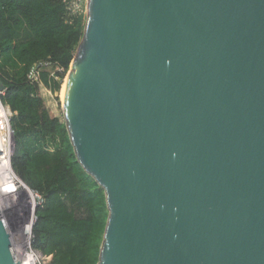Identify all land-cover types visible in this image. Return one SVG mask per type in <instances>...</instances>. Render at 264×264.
<instances>
[{"label":"water","instance_id":"water-1","mask_svg":"<svg viewBox=\"0 0 264 264\" xmlns=\"http://www.w3.org/2000/svg\"><path fill=\"white\" fill-rule=\"evenodd\" d=\"M71 68L99 264H264V0H88ZM5 222L0 264H20Z\"/></svg>","mask_w":264,"mask_h":264},{"label":"trees","instance_id":"trees-1","mask_svg":"<svg viewBox=\"0 0 264 264\" xmlns=\"http://www.w3.org/2000/svg\"><path fill=\"white\" fill-rule=\"evenodd\" d=\"M87 15L68 16L66 0H0L2 101L13 112L12 166L43 198L33 225V246L49 264H99L109 216L105 190L79 162L66 123L54 116L41 85L61 90L80 45ZM39 62L40 81L29 72ZM63 68L59 79L51 76Z\"/></svg>","mask_w":264,"mask_h":264},{"label":"built area","instance_id":"built-area-1","mask_svg":"<svg viewBox=\"0 0 264 264\" xmlns=\"http://www.w3.org/2000/svg\"><path fill=\"white\" fill-rule=\"evenodd\" d=\"M66 2H67L68 16L70 18L74 15H80V14L87 15L88 0H66ZM52 65L54 64L51 62H39L35 64L29 72L30 80L39 82L40 73L42 69L44 67H50ZM62 71H63L62 67L55 66V70L51 72V76H53L55 79H59L60 77L58 73H61ZM4 91L5 89L0 90V162L4 163L7 158L11 164V169L14 171L12 166V156L15 150V132L11 123L13 112L10 109V107L5 105L2 101L1 97L4 94ZM18 178L20 179L19 176ZM35 193H36V197L38 198V203L34 205V210L35 209L37 210V207L43 202V198L36 191ZM36 218H37L36 213H33L31 231L28 235H20L19 237L16 238H13L11 236L13 253L16 256L17 260L20 262V264H23L24 261H28L29 258L30 260L34 261V264H49L52 258V255H44L39 250L35 249L33 246V241H34L33 225L35 223ZM23 239L27 244L22 245Z\"/></svg>","mask_w":264,"mask_h":264},{"label":"bare ground","instance_id":"bare-ground-1","mask_svg":"<svg viewBox=\"0 0 264 264\" xmlns=\"http://www.w3.org/2000/svg\"><path fill=\"white\" fill-rule=\"evenodd\" d=\"M71 71H74V69L71 68L68 71L60 91L63 102L66 83ZM0 181V212L6 220L5 223L9 233L13 238L20 235H28L31 231L33 220L36 200L35 191L18 178L16 173L11 169V164L7 158L4 163L0 162ZM18 192L20 195H17ZM25 244L27 243L23 239L22 245ZM23 264H34V261L29 258Z\"/></svg>","mask_w":264,"mask_h":264},{"label":"rangeland","instance_id":"rangeland-1","mask_svg":"<svg viewBox=\"0 0 264 264\" xmlns=\"http://www.w3.org/2000/svg\"><path fill=\"white\" fill-rule=\"evenodd\" d=\"M63 83L64 81L62 82L61 89H62ZM41 90H42L44 99L46 101V104L48 108L50 109L51 113L54 116L59 117L61 121L66 123L65 113H64V102L62 100L61 92H60L61 90L57 93H53L49 89L45 88L43 85H41ZM37 203H38V198L36 197L35 204ZM10 214L13 215L14 213H10Z\"/></svg>","mask_w":264,"mask_h":264}]
</instances>
